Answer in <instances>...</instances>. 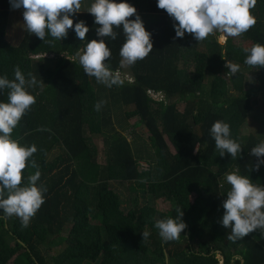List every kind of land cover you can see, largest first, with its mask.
<instances>
[{"label": "trees", "instance_id": "obj_1", "mask_svg": "<svg viewBox=\"0 0 264 264\" xmlns=\"http://www.w3.org/2000/svg\"><path fill=\"white\" fill-rule=\"evenodd\" d=\"M92 2L83 0L82 12L72 17L74 24L84 21L89 27L86 40L79 41L74 28L65 39L48 34L45 42L26 31L16 46L7 38L9 17L23 9L0 0V77L13 80L19 66L26 79L32 73L38 81L27 88L36 103L12 138L37 148L23 183L39 170L37 186L46 189L27 227L0 209V264H264V233L256 230L232 241L230 229L222 226L230 189L226 173L264 186V164L250 171L258 162L251 149L264 142V133L245 131L258 115L264 126V68L246 65L243 51L264 45V0L250 10L255 26L225 44L219 43L220 33L202 42L187 33L176 38V22L157 0H127L152 34L154 48L123 68V31L115 29V40L99 37L95 18L86 11ZM93 39H105L111 50L105 63L120 72L122 84L98 83L62 54L75 55ZM227 60L240 66L236 75H227ZM248 74L258 75L251 88ZM219 77L226 80L225 93L214 90ZM158 92L164 100L154 95ZM7 96V89L0 90V102ZM131 118L137 121L132 124ZM217 120L230 125L231 138L241 145L236 159L219 156L215 148L210 129ZM98 136L104 158L94 143ZM150 195L168 201L171 210L151 204ZM178 208L187 227L178 240L165 242L155 222L177 219ZM142 232L149 233L147 239Z\"/></svg>", "mask_w": 264, "mask_h": 264}, {"label": "clouds", "instance_id": "obj_2", "mask_svg": "<svg viewBox=\"0 0 264 264\" xmlns=\"http://www.w3.org/2000/svg\"><path fill=\"white\" fill-rule=\"evenodd\" d=\"M83 0H10L13 9H23L25 30L45 42L46 35L55 40L67 38L69 29L75 31L79 41L86 40L89 27L84 21L74 24L73 16L82 12ZM257 0H157V7L167 12L176 22V38L185 33L192 35L198 42L206 40L214 33H220L219 43L224 44L227 37H239L256 24L250 10ZM95 18L97 35L115 40L122 29L125 42L120 49V67H129L145 59L153 50L152 34L146 30L137 9L127 0H93L86 10ZM136 16L135 19L130 17ZM247 53L244 63L252 68H264V45L259 43L244 48ZM72 63L78 62L84 72L94 77L98 83L107 87L122 84L119 71L113 72L105 63L111 57V50L105 39H93L75 55L62 53ZM227 75L234 76L239 70L238 64L226 62ZM14 79L0 77V90L7 89V102H0V209L7 217H18L27 227L38 209L44 203L46 189L37 186L41 173L37 170L23 183V171L29 159L36 153L35 145L22 146L12 138L14 129L24 115L36 103L34 95L27 90L36 86L38 81L32 73L26 79L19 66L14 70ZM98 102L96 109L99 110ZM219 156L230 154L232 159L241 156V145L231 138L230 125L217 120L210 129ZM250 155L258 162L250 169L259 171L264 164V142L251 149ZM37 168L35 161L31 162ZM224 180L230 186L227 199L223 202L224 215L222 226L229 228L228 239L236 241L250 233L260 230L264 233V186L254 184L252 180L236 172L225 174ZM177 219L166 218L155 222L159 236L165 241L178 240L187 225L183 222V210L177 209ZM179 221V222H178ZM143 240L149 236L142 232Z\"/></svg>", "mask_w": 264, "mask_h": 264}, {"label": "rangeland", "instance_id": "obj_3", "mask_svg": "<svg viewBox=\"0 0 264 264\" xmlns=\"http://www.w3.org/2000/svg\"><path fill=\"white\" fill-rule=\"evenodd\" d=\"M25 34H26V30L24 28L23 10H13V11H11L10 17H9V26H8V30H7V38L9 40V42H11L13 45L18 46L21 43L22 39H24V35ZM227 39H228V37L226 38L225 43H226ZM256 76L258 77V75H253V76L247 75L246 76V79H247L246 87L247 88H251V86H253V84L255 82L254 79H256ZM215 91H216V88H215ZM219 91H220V89H219ZM154 95L155 96H159L160 99L164 100V96H163L162 93L158 92V93H155ZM260 100L263 103L264 102V97H262V99H260ZM179 108H180V110H183V106L182 105L179 106ZM257 115H258V113H257ZM259 118H261V117H259V115H258L257 118L255 117V118H253V120L250 119L249 120V124L246 126L245 131L248 132V130L251 129L252 132H258V133L261 132L263 134L264 133V126H262V123L260 121L261 119H259ZM136 121H137L136 118H131L130 119V123H132V124L135 123ZM128 129H131V127H129ZM136 130L138 131V133L141 136H143L144 139L148 140V132L146 131V129L143 126L137 127ZM130 135H131V133L128 136H130ZM94 143H95V145L97 147H99L101 155L104 158L103 151H104V148H105V144H104L103 138L99 137V136L96 137L94 139ZM151 196L152 195L148 196V197H150L149 200H150L151 204L158 206L159 209H161L162 211H165V212H168V211L171 210L172 206H171V204L168 201H165L163 199H161V200L160 199L159 200L156 199L155 200ZM142 201H143V199L141 200V202ZM143 203H144V201H143ZM57 243L60 244L62 242H57ZM62 247H64V244L61 246V248ZM60 251H61L60 248H54L53 249V253H55V254L60 253Z\"/></svg>", "mask_w": 264, "mask_h": 264}, {"label": "crops", "instance_id": "obj_4", "mask_svg": "<svg viewBox=\"0 0 264 264\" xmlns=\"http://www.w3.org/2000/svg\"><path fill=\"white\" fill-rule=\"evenodd\" d=\"M248 75L253 76V74H248ZM246 81H247V79H246ZM213 85H214V90L216 88L217 93H225L224 92L226 90L225 86L227 87V85H226V80L223 77L216 78L214 80ZM219 89H220V91H219Z\"/></svg>", "mask_w": 264, "mask_h": 264}]
</instances>
